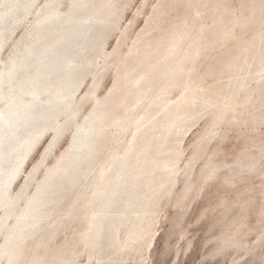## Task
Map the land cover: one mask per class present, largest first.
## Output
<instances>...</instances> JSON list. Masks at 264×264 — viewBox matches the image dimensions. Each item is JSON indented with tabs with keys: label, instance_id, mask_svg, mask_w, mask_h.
I'll return each mask as SVG.
<instances>
[{
	"label": "bare ground",
	"instance_id": "6f19581e",
	"mask_svg": "<svg viewBox=\"0 0 264 264\" xmlns=\"http://www.w3.org/2000/svg\"><path fill=\"white\" fill-rule=\"evenodd\" d=\"M118 1H80L75 5L76 14L87 9L91 19L66 23L65 18L36 37L32 46L42 47L53 63L44 85L34 86L38 88L35 92L18 95L17 89L9 90L8 84L27 69L14 60L16 55L7 67H0V105L19 101L28 109L23 124L17 127L11 121L14 116L0 112V206L4 209L0 230L14 216L0 248V260L6 259L7 264H69L70 257L75 261L80 252L86 253L87 264H118L121 252L136 243L149 252L158 232L162 201L177 184L178 166L185 155L183 143L194 127L204 116L213 117L229 107L247 86L251 111L246 122L264 123V0H240L239 8H233L232 0H158L125 55L121 47L131 25L121 31L122 41L115 50L108 52L105 47L108 31L117 28L120 18L115 15L110 22L111 16L123 9ZM16 7L13 3L1 12L0 21L13 16ZM109 11L112 13L104 17ZM51 13L57 19L63 12L56 6L44 20L52 18ZM209 21L211 25H207ZM228 29L233 35L240 33L236 40L252 33L245 42L246 56L238 57L216 86L200 82L194 72L196 50L202 43L211 46L216 37L222 41ZM202 31L209 33L203 42ZM2 47L0 41V50ZM101 56L104 62L93 74L92 88L77 100L76 93ZM110 68H114V83L100 97V81ZM88 100L95 107L87 124L80 125L77 116ZM64 112L67 122L52 129ZM71 125L77 131L71 149L57 165L46 169L35 192L28 194L24 189L9 198V188L41 140L54 131L44 163L48 151L52 154ZM193 157L187 160L189 169ZM200 157L199 153L194 162ZM6 162L9 168L4 166ZM51 173L56 176L46 178ZM54 178L56 187L42 186ZM62 185L67 191L64 197H74L63 207L56 196ZM243 214L236 220L239 231L247 219V211ZM66 226H72L73 233L58 246L56 235Z\"/></svg>",
	"mask_w": 264,
	"mask_h": 264
},
{
	"label": "rangeland",
	"instance_id": "374dc122",
	"mask_svg": "<svg viewBox=\"0 0 264 264\" xmlns=\"http://www.w3.org/2000/svg\"><path fill=\"white\" fill-rule=\"evenodd\" d=\"M80 1L96 2V0H0V13L6 9H10V5L13 3L17 5L13 16H6L0 21V41H2L3 45L0 50V60H2L0 67L2 69L7 67L11 58L15 55L14 60L18 64L27 67L26 71L21 74V77L16 82L12 80L8 84L10 91L17 89V94L21 95L24 91L35 92L38 89L34 87L36 84H39L40 87L44 85V76L50 73L49 69L52 67L53 60L48 59V55L43 54L44 50H42V47H33L32 44L34 43L33 45H35L36 37L39 34H47V30L55 26L56 21H64L66 18L64 22L70 23L69 21L75 18L86 22L88 18L91 19V16L86 15L87 9L85 8L83 12H79L81 14H76L75 5ZM118 2L123 6V9L120 10V13L115 11L116 13L112 15L113 17L111 16L110 22L114 18L116 19L117 15H120V18L118 19L117 28L107 33L108 37L106 38L105 47L108 52L116 49L122 41L121 31L128 25H131L130 30L127 32V38L121 47L122 51L127 52L132 45V40L144 29L146 25L144 22L152 14L153 8L157 5L156 2L159 1L119 0ZM239 2L240 0H232L231 4L233 8H239ZM97 4H100V1ZM25 5L26 8H24ZM56 6L63 12L62 16L56 19V16H53L56 13H51L53 17L44 20V18L48 17L49 10L56 11ZM111 13L112 11L106 12V15L103 14V16L106 17ZM132 19L133 21H131ZM52 21L54 25L50 24ZM51 51H54V48ZM103 58L101 56L98 59V64H94L95 69L92 71V74L87 76L84 84L81 85L79 91L76 93L77 100H81L86 92L92 88V83L95 80L93 74L97 73L98 65L99 67L103 65ZM44 59L47 61H44ZM212 61L213 56L210 55L206 58L201 69L205 71L208 64ZM85 64L87 65V63ZM113 69L110 68L105 73V78L100 81L98 88V95L100 97L105 96L114 83L115 74ZM248 88L250 86L242 88L239 91L238 101L241 102L251 94ZM13 95L11 92L9 97L12 99ZM94 107L95 103L93 100L86 101L77 116V121L80 125L87 124L88 117ZM0 112H3V114L8 113L9 117L14 116L11 121L13 120L14 126L17 127L23 124L25 113H28V109L19 101L13 102L8 100L4 105H0ZM65 112L57 117L52 129L62 127L60 125L67 122ZM211 117L209 114L204 116L198 125L187 135L183 143L185 155L178 166L177 184L172 193L162 201L156 239L150 252L142 255L146 258L145 263L142 264H264V241L257 242L258 233L263 234L262 228H264L257 213L264 201V188L262 186L264 185V177L254 172L257 171L256 168L264 169V123L256 125L251 124L249 121L239 123L236 118L231 119L229 122H220L216 126L217 135L212 139L208 150L198 159L194 170H191L187 165V160L194 150L195 142L208 127ZM76 132L74 125L66 128L62 133L61 140L59 143H56L52 154H49L48 151L46 161L42 163L44 155L47 153L48 147L54 137V131L51 130L41 140L26 161L23 171L15 178L7 196L14 198L24 189H27L26 193L33 194L38 181H43L46 169L54 166L55 163L57 165L58 159L62 154L71 149ZM7 158H9V152L5 156V159ZM239 160L243 161L240 168L237 164ZM212 162L223 164L224 166L216 172L213 179L199 186L197 181L201 171L207 164ZM246 165L247 167L248 165H252L254 169L244 170L243 168ZM4 166L5 168H9L11 165L9 162H6ZM36 168L37 170L34 171ZM239 169H243V172L238 173ZM33 173L34 175H32ZM55 176L56 173H51L46 178L50 179ZM188 178L192 181L193 187L188 193H184L183 195L182 191ZM226 180H229L230 183ZM46 182L44 181L42 186L56 187V178L48 184ZM64 185L60 186L59 190L56 189L57 200L60 201L62 207L64 203L66 205L67 201L72 202L74 198L68 197L67 199L64 197V194L66 195L67 193V191L65 192L61 189ZM81 186L83 188L84 185ZM249 197L254 199L250 202L253 206L250 207L247 223L255 230L248 231L246 239L251 244L252 250L249 252H246L244 249H228L224 252L214 251L219 241L220 231V226H215V223L221 217V212L224 208L221 202L228 201L232 203L229 217L233 218L236 214L240 213L239 203ZM19 204L24 205V201H20ZM58 211L59 209H57V213H60ZM3 216L4 209L0 206V222ZM13 221L14 216L9 218L0 230V248L5 241L4 235L8 231L9 226L13 224ZM72 233V226L61 227L56 235V244L58 246L64 244L67 241V236L70 237ZM78 248L81 251L83 250V246H79ZM140 256V254L136 255L135 253L126 254V264H141L139 261ZM71 257V260H68L69 258L65 260H68L69 264H74V262L75 264L88 263L85 252H80L75 257V261L74 257H72L73 259ZM135 257L136 260L134 259ZM0 262L7 264L6 259H1Z\"/></svg>",
	"mask_w": 264,
	"mask_h": 264
},
{
	"label": "flooded vegetation",
	"instance_id": "af4514ba",
	"mask_svg": "<svg viewBox=\"0 0 264 264\" xmlns=\"http://www.w3.org/2000/svg\"><path fill=\"white\" fill-rule=\"evenodd\" d=\"M180 14V13H179ZM207 25H211V21ZM231 29H228L223 33L220 40L219 37H216L215 39L212 40V45L210 46H205L204 43L198 47V49L195 52L196 55V61L197 64L195 65L196 69L194 70L196 77L200 80V82H203L204 80L207 81L208 85H214L216 86L224 76L227 70H230L232 67L235 66L236 60L238 57H244L246 56V43L249 38L252 37V33H249L250 35L245 34L244 38L237 39V36L240 35L239 32H236L235 35H233L230 32ZM209 33H204L202 31V42L208 38ZM212 35H215V31L212 33ZM235 36V39L233 37ZM248 36V37H247ZM239 46L237 47V44ZM245 45V47H243ZM123 55H125V52H122ZM210 55L213 56V61L210 62L206 68L205 71L201 69V67L204 65V62L207 57ZM174 58V55H173ZM238 95L235 96L232 104L230 103V106L225 107L222 109V112L214 114L213 117H211V122L208 127L205 129L203 135L197 140L199 143L194 144V150L191 153V156L193 157L194 154L196 153V156L193 157L192 159V166L190 167L191 170H194V166L196 165L197 161L194 162L195 157L199 155H203L207 150L208 146L211 143L212 139L217 135L216 132V126L220 122H229L231 119L236 118L240 121L246 122V118L248 116V110L251 111V108H248L249 101L248 97L244 98L241 102L238 101L237 99ZM250 101L252 102V98H250ZM251 116V113H250ZM201 142V143H200ZM263 151V150H262ZM243 161H238L237 164L240 168L242 165ZM223 164L219 163H209L206 165V167L203 168L199 175V179L197 181V184L201 186L204 184L206 181H209L214 178L215 174L217 171H219L221 168H223ZM244 170H249L252 169V166L247 165L244 166ZM243 169H239L238 173H242ZM255 173H259V175L264 177V169H261V171H254ZM192 174V173H189ZM228 183H230L229 180H226ZM264 188V185H262ZM193 187V183L188 178L187 183L184 185V189L182 191L183 195L184 193H188L191 188ZM254 198H246L243 199L240 205V215L243 216L247 211V217L249 215L250 207L253 206L250 202L253 201ZM224 205V208L221 212V217L217 219L215 226L219 225L220 231H219V241L217 246L215 247L214 251H227L228 249H235V250H242L244 249L246 252H249L252 250L251 244L248 243L246 239V234L250 230H255L254 228H251L248 223L247 219L244 220L243 228L240 231L237 230L238 224H236V220L240 217H238L239 214H236L233 218L229 217L230 215V207L232 206V203L228 201H222L221 202ZM258 215L260 216V220L263 223L262 226L264 225V201L261 204V207L259 211H257ZM263 229V234L258 233V241L257 242H263L264 241V228ZM238 240V243H237ZM237 245H240L237 247ZM147 249V248H146ZM144 249V246L142 244H133L128 245L127 248L124 249L123 253L121 252L120 258L118 260V264H126V254H136V255H141L139 258V261L142 263H145L146 258L142 255L145 253L148 254V252ZM151 250V249H150ZM149 250V252H150ZM263 256V255H262ZM261 257V256H260ZM136 260V257L134 258ZM96 264V263H94Z\"/></svg>",
	"mask_w": 264,
	"mask_h": 264
}]
</instances>
